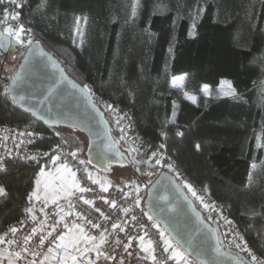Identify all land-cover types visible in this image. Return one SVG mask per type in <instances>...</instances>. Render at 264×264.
<instances>
[{
    "label": "trees",
    "instance_id": "1",
    "mask_svg": "<svg viewBox=\"0 0 264 264\" xmlns=\"http://www.w3.org/2000/svg\"><path fill=\"white\" fill-rule=\"evenodd\" d=\"M21 3L23 25L72 79L88 86L119 146L127 147L109 119L108 103L128 114L146 141L163 143L178 168L222 203L252 251L264 254V0ZM78 17L84 21L82 41L75 37ZM19 50L13 68L8 72L4 61L0 69V92L25 53ZM178 74H185L182 88L171 87V78ZM225 80L235 94L217 96L218 84ZM203 84L209 86L207 92ZM188 92L195 94V103L185 98ZM28 123L40 133L32 145L35 150L51 154L60 137L74 149L85 147L84 136L44 125L0 97V125ZM257 132L262 142L258 146ZM128 155L141 169L135 168L139 175L152 172L137 162L138 155ZM6 161L0 170V185L7 192L0 197V232L20 220L25 199L50 159ZM158 170L155 166L153 174ZM128 171L130 177L119 183L143 182Z\"/></svg>",
    "mask_w": 264,
    "mask_h": 264
},
{
    "label": "snow or ice",
    "instance_id": "2",
    "mask_svg": "<svg viewBox=\"0 0 264 264\" xmlns=\"http://www.w3.org/2000/svg\"><path fill=\"white\" fill-rule=\"evenodd\" d=\"M5 3L11 7H5ZM23 6V3L19 2V0H0V8L3 9L4 19L11 18L17 20L19 18V12H15L14 9L22 8ZM135 14L136 6H133L132 15L135 16ZM80 19V17L77 18V24H79ZM192 27H195V25ZM6 31L9 35L14 34L20 43H24V41L20 40V35L25 31L23 25H20L18 29L13 30L9 28ZM77 36L81 38V41L83 40V33L79 28H77ZM27 43L32 44L33 41L29 39ZM21 79L19 74L13 75L11 77L12 83L4 87L2 92H0V97H3L5 100H10L14 105L21 104L23 106L22 102L27 97L20 94L17 90ZM176 79L175 77L173 78V84H175ZM73 86L75 87V85ZM207 88V85L203 86L205 92ZM81 90L90 92L87 85H84ZM46 91L47 96L45 98L51 97L57 93L58 85L53 84ZM233 94L235 93L233 92ZM187 98L195 103L194 97ZM105 107L112 112L118 111L112 104H106ZM26 110L32 112L33 115H37L36 110L31 106L26 107ZM50 111L51 109H49ZM40 118H44L43 114H40ZM122 119V116L118 118L116 124L120 125ZM56 122L51 121L50 123ZM82 130L90 131L89 125L85 124ZM120 131L123 133V128ZM19 135L34 137L39 134L26 129L20 132ZM56 135L59 136L60 133L57 132ZM161 135L166 134L161 132ZM179 135H182V133H179ZM123 138L122 135L121 139ZM31 142L29 140V143ZM62 143L66 144L67 141H62ZM159 147L163 149L165 145L161 144ZM196 149H200L199 144L196 145ZM59 151H62L61 144H57L52 148L51 154L49 152H43L42 155L49 157L54 165L56 162H60L56 168V172L57 174L64 173L66 175H58L59 182L54 186L45 183L43 203L38 210L34 206L25 209L27 214L26 218H30L33 222V226L29 231L23 234L21 238H18L17 234L22 232V228L10 226L6 233L0 234V264H101V260H103L104 264H109V262L111 264H128L129 259L133 261V264H140V261L146 262L148 260H151L153 264H158L157 256L155 255L156 249L153 247V240L151 238L145 239L149 236V227L157 230V234L163 242V251L165 253H171L167 259L183 261V264H191V261L185 257L184 252L180 249L186 245L189 254H191L194 235L182 234L175 217L162 218L156 213L155 209L158 205L155 204L151 191L148 192V203L152 209L151 211L141 207L143 201V197L141 196L142 190L140 185L134 182L125 183L122 188H119L118 190L121 193L119 197L111 198L99 195L88 198L85 194L95 193L96 189L86 182L84 186H81V183L77 179L76 171H73L67 162L61 160V156L57 154ZM80 151L81 149L78 148L67 153V155L75 159ZM132 151L138 150L133 148ZM38 155H30L25 157V159L39 163ZM8 156H11V152L8 153ZM137 162L148 164L149 168L152 169V172H147L145 173L146 175L153 174L155 165L167 167L169 172L176 173V177L180 175L176 171L174 164L165 160L162 155H158L156 151H151L147 159H142ZM6 163L5 157L0 156V170L5 169ZM79 164L91 165L92 160L80 159ZM137 171L139 172L141 169L137 168ZM83 172L86 175V181L90 180L92 185L99 184L102 192H108V186L94 179L87 168H84ZM45 175V169L41 168L39 176L44 177ZM161 179L174 183V178L171 176L163 175ZM40 183L38 179L36 181L37 187H39ZM155 183L159 184L160 180H157ZM149 185L155 187L149 181L144 185V188L148 189ZM183 187L193 197L200 200L205 209L216 211V206L204 203L203 198L197 195V192L191 184L184 182ZM49 189H51L50 192ZM125 189L128 190L125 191ZM6 195L5 187L0 185V197ZM33 197L37 200L41 199L34 191L28 195L30 204ZM159 199L166 200L167 196H159ZM97 200L102 201V204H97ZM118 200L120 203H118ZM49 201L54 209H56L52 213L46 211ZM81 201L82 205L78 207ZM83 206H89L97 215L89 218L87 210ZM136 209H139L138 213L135 211ZM37 211L41 215H38ZM114 216L117 217L119 222H114ZM145 217L146 220L144 219ZM211 218L209 216V219ZM161 219H163L164 227H161V224L158 222ZM223 219L225 224L231 228L233 222L227 218ZM17 223L23 225L24 220H20ZM141 232L143 233L142 235L140 234ZM173 239L176 240L175 244H173ZM240 239L243 238L241 237ZM137 241L138 243H136ZM5 245H7V248L3 247ZM158 246L159 244H157ZM235 247L245 252L249 257L247 261L240 260L239 264H264V254L257 255L246 244L235 243ZM215 251L218 252L219 248L215 249ZM195 255L196 258L201 259V264H215L214 261L203 260L200 252H196Z\"/></svg>",
    "mask_w": 264,
    "mask_h": 264
},
{
    "label": "water",
    "instance_id": "3",
    "mask_svg": "<svg viewBox=\"0 0 264 264\" xmlns=\"http://www.w3.org/2000/svg\"><path fill=\"white\" fill-rule=\"evenodd\" d=\"M37 42L34 41L25 50L12 74V76L19 74L22 78L17 90L27 97L22 102L23 106L15 105L26 113L29 112L26 107H33L37 115L29 113L44 125L63 126L82 131L87 140L84 150L85 160H92L91 165L87 164L90 168L108 174L112 172L114 166H126L130 167L141 180V175L135 171V166L131 163L127 152L121 149L118 141L112 136L104 109L95 103L91 92L82 91L83 85L72 79L59 61ZM18 49L19 44L0 27V58H12ZM11 77L8 85L12 83ZM53 84L58 85L57 93L45 98L46 90ZM40 114H43V119L40 118ZM51 121L57 122L50 123ZM85 124L89 125L90 131L82 130ZM155 175L151 181L155 187L149 185L143 198L145 209L152 210L148 203V192L151 191L154 202L158 205L155 209L156 213L162 218L175 217L182 234L194 235L191 254L186 245L181 247L189 257L200 264L201 259L196 258V252L201 253L203 260L214 261L215 264H239L240 260L247 261L239 252L224 246L218 227L204 219L201 210L181 186L177 187L178 183L171 174L159 171ZM163 175L173 177L174 183L162 180ZM157 180H160L159 184L155 183ZM159 196H167V199L161 200ZM158 222L162 227L165 226L163 219ZM173 241L176 243L175 239ZM217 248H219L218 252L215 251Z\"/></svg>",
    "mask_w": 264,
    "mask_h": 264
},
{
    "label": "built area",
    "instance_id": "4",
    "mask_svg": "<svg viewBox=\"0 0 264 264\" xmlns=\"http://www.w3.org/2000/svg\"><path fill=\"white\" fill-rule=\"evenodd\" d=\"M19 2H21V0H19ZM5 7H11V6L5 3ZM20 9L21 8H16L14 9V11L20 13ZM20 25H23V22L20 18H18L17 20H13L11 18L4 19L3 9L0 8V27L2 28L3 32H6L8 34L6 29L10 28V29L15 30V29H18ZM23 26H24L25 31L20 35V40L24 41V43H20L14 34L13 35L8 34V35L17 44H19L20 48L26 50L31 45V44H28L27 41L31 39L34 42L35 35H34V31H32L29 27L25 25ZM108 104H112L114 108L118 109L117 112H112L107 109V112H108V115H110L114 126L118 127L119 129L123 128L124 131L122 135L126 141L127 151L138 155L140 157V160L147 159V156L151 154V151H156L158 155H162L165 160H168L170 163H173L176 171L180 174L179 177H176L175 172H169L167 167H164L161 165H155V166L158 167L159 171H164L168 174H171L177 181L178 185L181 186L185 190L188 197L191 198L192 201H194L196 207L199 210H201L204 219L210 222L212 225H216L218 227L220 234H222L224 246L227 249H230V250L233 249L239 252L243 258H246L248 260L249 257L247 256V254L241 251L240 249H237L235 247V243H241L242 245L246 244L250 250L252 249L250 245H248L244 237V233H242V231L239 229L236 222L230 217V215L228 214L227 210L224 208L222 203L220 201H217L214 197H212L206 188L195 183L180 168H178V166L176 165V162L172 159V157L167 152V149H165V147L163 149L159 147V145L163 143L161 144L153 143L152 144L146 141L145 138L142 137L141 133H139L137 126L134 125L133 121L131 120L128 114H125L116 103H108ZM121 116L123 117L121 124L117 125L116 120L120 118ZM26 129L28 131L38 133L39 135L34 136V137L20 136L19 133L22 131H25ZM39 138H40V133L37 130H35L33 125H31L30 123L24 124V125H16V126L6 125V124L0 125V156L5 157V159H15V160L19 159L21 161L30 162L29 160L25 159V157L30 156V155L39 154L37 158L38 160H40L42 159V157H44L42 155L43 151L41 152V151H38L32 148V145L34 144V142H36ZM29 140H31L32 142L29 143ZM59 141H60L59 144H61L62 151H59L57 154L61 156L62 161L67 162L69 164V166L72 168L73 171H76L77 179L81 183V186H84L86 182L88 185L96 189L95 193H86L85 194L86 197L92 198L93 196L103 195L105 197L116 198L121 195V193L118 190L119 188H122L125 183L133 182V181H130V182L127 181V182H122L118 184H112V183L106 182L104 185L108 186L109 190L107 193L102 192L99 184L92 185L90 180L86 181V175L83 172V169L87 168L89 171L90 169L88 165L86 164L85 165L79 164V160L80 159L85 160V157L82 156L80 152H78L77 158L73 159L71 156L67 155V153L74 151L76 149H74L71 143L65 140L63 137H60ZM62 141H67V143L63 144ZM133 148L137 149L138 151H132ZM9 152H11V156H8ZM32 162H35V161H32ZM59 163L60 162H56V164L54 165L53 162L50 160V166L53 168L52 169L53 172H56V168L59 166ZM92 177L98 180L96 177L94 176ZM184 182H187L192 185L193 189L197 192V195L203 198L204 203L215 205L216 211L205 209L201 201L196 199V197H193L192 194L188 192L186 188L183 187ZM134 183L140 185L141 190H142L141 196L144 198L145 193H146V189L144 188L145 183L143 182L142 183L134 182ZM127 190L128 189H125V191ZM96 202L97 204H102V201L100 200H97ZM42 203H43V197H41L40 200H37L35 197H33L31 204L29 203L28 196L26 197L25 203H24L25 206L23 208L22 215L20 216V220H24V224L23 225L18 224L17 222L20 221L18 220L17 222L11 225V226H16L18 228H22V232L17 234L18 238H21L22 235L25 234L27 231H29L30 228L33 226L32 220L30 218H26L27 214L25 212V209L27 207L34 206V208L38 210L41 207ZM118 203H120L119 200H118ZM81 205H82V201L79 202L78 207H80ZM83 207L84 209L87 210V214L89 215V218H93L95 215H97L93 212V210L89 206H83ZM141 207L145 209L144 200L142 201ZM55 210L56 209H54L53 205L49 201L48 208L46 209V211H48L49 213H52ZM135 211L138 213L139 209H136ZM37 214L41 215L38 213V211H37ZM209 216H211L212 218L209 219ZM222 217L227 218L228 220H231L233 222V225L231 228H229V226L225 224L224 219ZM144 219L146 220V217ZM113 220L114 222H119V220L115 216L113 217ZM7 230L5 232H0V234L6 233ZM148 233H149V236L146 237L145 239L147 240L151 238L153 240V247L156 249L155 255L157 256L158 264H183V261L167 259V257H169L171 253L170 252L165 253L163 251V242L160 240L156 229L149 227ZM140 234L142 235L143 233L141 232ZM133 235H135V233H133ZM241 237L243 239H240ZM136 243H138V241ZM157 244H159L158 247H157ZM173 244H175L174 241H173ZM3 247L7 248V245ZM180 250L184 252L185 257L191 261V264H200L197 260H194L191 257H189L184 250L182 249ZM101 264H104L103 260H101ZM109 264H111V262H109ZM128 264H133V261L129 259ZM140 264H153V262L151 260H148L146 262L140 261Z\"/></svg>",
    "mask_w": 264,
    "mask_h": 264
},
{
    "label": "rangeland",
    "instance_id": "5",
    "mask_svg": "<svg viewBox=\"0 0 264 264\" xmlns=\"http://www.w3.org/2000/svg\"><path fill=\"white\" fill-rule=\"evenodd\" d=\"M83 27H84V21L83 20L80 19L79 24H77V21H76V25H75V37L77 39H80V37L77 36V28H79V30L83 33V30H84ZM19 49H21V48L19 47ZM19 49L16 51V53L13 55L12 58H6L8 61L6 59H3L1 57L0 58V67H1V65H3V63L5 61L6 68L8 69L7 71L9 72L11 70V68H13V65L15 64V62H16V60L18 58L15 55H17V53H19V51H21ZM173 78L174 77H172L171 80H170V86L171 87H174V88H176V87L177 88H182V85H183L184 79H185V74L175 75V78H177L176 81H175V84H173ZM180 78H182V79H180ZM204 85H206V84H203L202 85V89H203V86ZM218 85L219 86H218L217 92H216L217 96H222V97L224 96V97H226V96H232L233 95V92H234L233 91V88L229 84L228 81H226V80L225 81H221ZM208 90H209V86L207 88V91ZM184 96H185L186 99H188L187 97H194L195 98V94L190 93V92L185 93ZM188 100H191V99H188ZM109 119H111V117ZM56 127L59 128V129H61L63 131L62 133H64V134H65L66 131H69V132L72 131V133H75V135H77V136H80V135L81 136H84V138L86 140L85 135L80 130H74V129H71V128H68V127H63V126H56ZM257 133L258 134H257L256 141H255L256 146L262 144V142H261V133L260 132H257ZM85 143L86 144H85V147H84L83 151L81 150V153H83V156L84 157H85L84 150H85L86 145H87V140H86ZM122 150H124V151L127 152V147L126 146H123V149ZM128 153L130 154L129 151H128ZM131 163L134 164L135 168L136 167L137 168L139 167L136 164V162H135L134 159L131 160ZM129 168L126 167V166H118L117 165V166H114L112 172L111 173H108V174H102V173H100L99 171H97L95 169H92L90 171H91L92 176L96 177L98 179V181L102 182L103 184H105L106 182H109V183H111V182L119 183L122 180L124 181L125 178L130 177L129 175H130L131 171L130 172L128 171ZM44 169H45L46 175L44 177L39 176V174L37 175V178L35 180L37 181L39 179L41 183H40L39 187H37V184H36V181H35V186H34V189H33V192L35 191L37 193V195H39L41 197H44V185H45V183H48V184L54 186L56 183L59 182L58 181V175H66L64 173L57 174V172H53V170H52L53 168L50 166V162H49V168H44ZM158 172H159V170H158ZM145 173H147V172L146 171H142V173H141V175H142L141 181L143 180V182L145 184L148 183L149 181H152L155 178V176H156L154 174H152V175H146ZM125 182H127V181H125ZM112 184H114V183H112ZM50 191H51V189H49V192ZM65 206H66V204H65Z\"/></svg>",
    "mask_w": 264,
    "mask_h": 264
},
{
    "label": "crops",
    "instance_id": "6",
    "mask_svg": "<svg viewBox=\"0 0 264 264\" xmlns=\"http://www.w3.org/2000/svg\"><path fill=\"white\" fill-rule=\"evenodd\" d=\"M37 178V177H36Z\"/></svg>",
    "mask_w": 264,
    "mask_h": 264
}]
</instances>
